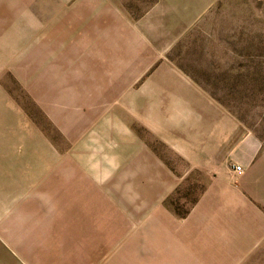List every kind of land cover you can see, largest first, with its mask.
<instances>
[{
	"label": "crops",
	"instance_id": "1",
	"mask_svg": "<svg viewBox=\"0 0 264 264\" xmlns=\"http://www.w3.org/2000/svg\"><path fill=\"white\" fill-rule=\"evenodd\" d=\"M189 10L0 0V264H264V146L166 55Z\"/></svg>",
	"mask_w": 264,
	"mask_h": 264
},
{
	"label": "rangeland",
	"instance_id": "2",
	"mask_svg": "<svg viewBox=\"0 0 264 264\" xmlns=\"http://www.w3.org/2000/svg\"><path fill=\"white\" fill-rule=\"evenodd\" d=\"M27 1L34 4L48 0ZM193 1L196 16L189 18V25L176 35L166 55L264 146V0H172L173 25H183L189 7L192 14ZM120 2L137 17L156 0ZM37 59L45 64L48 53L39 54ZM205 181L202 174H192L166 204L183 214L199 196Z\"/></svg>",
	"mask_w": 264,
	"mask_h": 264
},
{
	"label": "built area",
	"instance_id": "3",
	"mask_svg": "<svg viewBox=\"0 0 264 264\" xmlns=\"http://www.w3.org/2000/svg\"><path fill=\"white\" fill-rule=\"evenodd\" d=\"M234 169H235V171H239L241 169V167L239 165H235Z\"/></svg>",
	"mask_w": 264,
	"mask_h": 264
},
{
	"label": "trees",
	"instance_id": "4",
	"mask_svg": "<svg viewBox=\"0 0 264 264\" xmlns=\"http://www.w3.org/2000/svg\"><path fill=\"white\" fill-rule=\"evenodd\" d=\"M187 212V211H186ZM186 212H184L183 214H180V215H184Z\"/></svg>",
	"mask_w": 264,
	"mask_h": 264
}]
</instances>
